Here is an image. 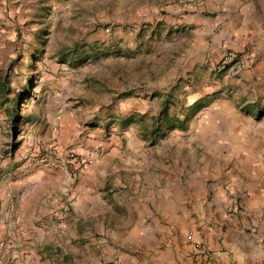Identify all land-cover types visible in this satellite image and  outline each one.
Wrapping results in <instances>:
<instances>
[{
    "label": "rangeland",
    "instance_id": "rangeland-1",
    "mask_svg": "<svg viewBox=\"0 0 264 264\" xmlns=\"http://www.w3.org/2000/svg\"><path fill=\"white\" fill-rule=\"evenodd\" d=\"M114 3L0 0V264H157L176 242L187 264H204L199 246L219 264L203 236L212 198L240 225L239 107L260 121L245 146L264 155V42L220 45L214 17L195 61L194 23L159 20L169 11L156 2L150 19L113 18ZM69 149L91 159L63 165ZM52 169L66 177L49 181ZM27 176L40 192L25 219L57 197L38 239L12 223ZM137 228L152 242L133 239Z\"/></svg>",
    "mask_w": 264,
    "mask_h": 264
},
{
    "label": "crops",
    "instance_id": "crops-1",
    "mask_svg": "<svg viewBox=\"0 0 264 264\" xmlns=\"http://www.w3.org/2000/svg\"><path fill=\"white\" fill-rule=\"evenodd\" d=\"M154 2H156V8L166 7L169 11L166 16L158 17L159 20L172 25L184 20L195 24L193 27H196L197 37L193 46L195 49L191 53L195 61L202 54L201 37L204 38L213 30L210 24L211 18L214 17H216V22L219 21L221 33L225 31L219 40L220 45H230L239 41L242 47V44L256 35L264 42L262 35L264 33V0H115L112 17L150 19ZM133 8L136 9L138 16H133L132 12L129 13ZM261 64H264V60L259 62V65ZM254 70L255 68L252 67L251 70L244 69V74L240 72L239 84L245 83L246 72L254 80ZM242 93L241 90L240 94ZM259 122L254 124L253 117L245 115L239 107V184H244V188H239L243 193L240 202L244 204L239 217L240 225L235 219H224L219 216L217 209L225 206L222 200L224 196L218 197L217 201L216 198H212L208 205L209 217H207V226L203 236L210 247L219 249V264H264V155H261L260 151L255 150L253 146H245L255 140L258 141L257 136L261 130ZM47 175L51 182L61 181L66 177L64 171L54 169L50 170ZM246 175L248 177L244 179L242 176ZM41 178L44 177L41 175ZM33 179L27 176L15 184L18 206L13 205L12 207L17 211L18 218L12 223L19 238L22 235L34 237L37 234L35 238L38 239V236H44L46 232H50L48 229L53 222L54 211L58 207L53 201L57 197L52 196V193L47 194L44 199L45 208L39 211L35 207L32 217L25 219L24 211L30 206L32 196L40 192L32 184ZM187 187L193 190L191 182ZM171 189L169 199L175 196V186ZM21 192H23L22 195ZM74 208L75 212L79 213L82 206L75 204ZM249 228L252 230L249 231ZM133 239L141 241L143 245H148V240L152 242L147 229L137 228L135 234L133 233ZM155 252L153 257L157 259V264H187L182 257L185 250L179 242L171 245L169 249L159 247Z\"/></svg>",
    "mask_w": 264,
    "mask_h": 264
},
{
    "label": "built area",
    "instance_id": "built-area-1",
    "mask_svg": "<svg viewBox=\"0 0 264 264\" xmlns=\"http://www.w3.org/2000/svg\"><path fill=\"white\" fill-rule=\"evenodd\" d=\"M66 161H59L61 164L69 166L72 165L73 167H81L84 162L91 159V156L82 157L76 151L69 149L66 152ZM58 157V155H56ZM199 257L203 261L204 264H217V256L216 253L206 246H199L198 247Z\"/></svg>",
    "mask_w": 264,
    "mask_h": 264
}]
</instances>
